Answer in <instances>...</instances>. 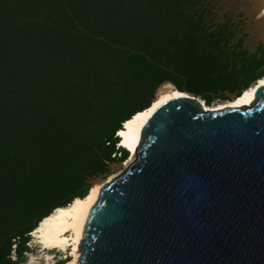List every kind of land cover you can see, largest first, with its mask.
I'll return each instance as SVG.
<instances>
[{"label":"rangeland","instance_id":"obj_1","mask_svg":"<svg viewBox=\"0 0 264 264\" xmlns=\"http://www.w3.org/2000/svg\"><path fill=\"white\" fill-rule=\"evenodd\" d=\"M132 3L131 7L119 6L115 20L108 17V3L103 1L81 20L73 17L65 3L50 7L42 16L47 34L37 33L29 42L14 43L2 55L5 61H13L16 78L11 94L5 89L6 77L0 78V156L7 160L0 167V248L21 229L25 190L20 184L25 179L48 188L60 178L79 177L86 188L106 183L125 168L124 153L117 152L111 156L114 162L105 163L104 174H89L88 152L97 142L99 118L95 110L84 108V102L94 107L93 97L110 75L108 70L113 72L115 62L133 51L134 34L135 40L147 31L169 34L177 30L178 36L191 35L199 51L211 56L207 70L211 80L202 85L210 100L208 106L232 100L257 73V64L264 58L263 0H179L180 6L172 11L173 21H168L172 12L158 14L154 9L157 26L151 10ZM64 15L66 19L59 21ZM230 80L234 84L221 89ZM171 88H175L172 83L164 82L151 100ZM60 128L68 130L63 140L57 138ZM51 142L58 143V148L44 149L43 145L48 147ZM25 245L21 264L46 263L38 258L39 250L30 234ZM14 249L12 246L11 261L17 259ZM55 252V264H63ZM30 255L38 259L29 262Z\"/></svg>","mask_w":264,"mask_h":264},{"label":"water","instance_id":"obj_2","mask_svg":"<svg viewBox=\"0 0 264 264\" xmlns=\"http://www.w3.org/2000/svg\"><path fill=\"white\" fill-rule=\"evenodd\" d=\"M79 253L76 264H264V86L247 107L206 111L187 95L154 111Z\"/></svg>","mask_w":264,"mask_h":264},{"label":"trees","instance_id":"obj_3","mask_svg":"<svg viewBox=\"0 0 264 264\" xmlns=\"http://www.w3.org/2000/svg\"><path fill=\"white\" fill-rule=\"evenodd\" d=\"M99 1L108 3V17L113 20L118 18L119 6L122 8L131 7L132 2L135 1V4L146 6L151 10L156 26L158 17L153 14L154 9L158 14H162L172 12L180 6L179 0H0V78H2L1 75L6 77L8 85L5 86V89L9 88L10 94L13 92L11 84L16 76L13 61L10 59L5 61L2 55H5L7 48L11 49L14 43L29 42L37 33L47 34L48 26L42 16L49 12L48 8H56L65 3L70 7L73 17L81 20ZM66 16L64 15L58 20L66 19ZM39 18L43 19V22H40ZM173 19L174 13L172 12L168 21H173ZM54 37L58 38V35H54ZM131 39L133 51L127 52L122 61L115 62L114 73L108 70L110 75L103 81L98 95L93 97L94 107H90L88 103L84 102V108L95 110L96 116L99 118L95 129L97 142L94 145L95 148H89L88 152V169L92 176L102 175L106 172L105 163L115 161L111 157L113 154L122 152L124 153L122 160L127 158L126 151L116 149L118 143V138L115 137L116 132L135 113L149 107L153 101L151 98L154 91L164 82L172 83L175 89L180 92L202 97L206 105L210 103L203 86L211 80L207 71L211 56L206 57L204 51H199L198 44L191 35L178 36L177 30L169 34L147 31L143 32L137 40H135V34ZM231 60L233 59L231 58ZM226 64L229 65V62ZM263 66L264 58L257 64V73L248 79L233 98L238 97L251 83L264 76ZM233 84L234 82L231 80L230 82L226 81L221 89L227 88L226 85ZM23 100L28 99L26 97ZM66 131L68 130L63 128L56 131L58 140H63ZM47 144L48 147L44 146L46 144L43 145L44 149L50 148L55 151L58 148V143ZM5 163H7L6 157L1 155L0 167ZM29 179H25L20 184L25 190L22 202L23 213H21L19 225L21 229L3 241L0 248V264H21L22 254L27 251L25 244L28 242L29 234L39 222L49 216L54 209L66 207L75 198H84L91 187L83 188L79 177L60 178L48 188L42 187V184L29 182ZM27 190L28 195L26 194ZM32 218L34 220L30 223ZM2 230L3 228H0V232ZM12 246H15L14 250L17 254V259L14 261L10 259Z\"/></svg>","mask_w":264,"mask_h":264},{"label":"bare ground","instance_id":"obj_4","mask_svg":"<svg viewBox=\"0 0 264 264\" xmlns=\"http://www.w3.org/2000/svg\"><path fill=\"white\" fill-rule=\"evenodd\" d=\"M262 10L264 14V0ZM259 86H264V76L243 90L238 97L223 104L208 106L204 104L203 100H200L206 111H219L230 107H247L254 98V93ZM187 95L189 94L180 92L175 88L162 91L157 94L148 108L135 113L130 120L122 124V128L118 132L124 131L130 133L128 137L117 135L119 138L118 142L120 143L119 147L128 154L123 165L124 167H128L135 160L141 130L154 111L168 101ZM125 124L129 125L128 128L124 127ZM115 177L117 176H111L106 183L110 182ZM104 184L94 183L88 189L84 198H75L66 207L54 209L52 213L43 218L37 227L30 233L35 247L39 250L38 258L44 260V262H46L45 264L56 263V256L52 253L54 251L60 255L58 259L63 261V264L77 263L76 260L80 257L79 244L83 225ZM38 258L30 255L29 262L35 261Z\"/></svg>","mask_w":264,"mask_h":264},{"label":"snow or ice","instance_id":"obj_5","mask_svg":"<svg viewBox=\"0 0 264 264\" xmlns=\"http://www.w3.org/2000/svg\"><path fill=\"white\" fill-rule=\"evenodd\" d=\"M129 123H131V122H129ZM128 126H129L128 124H125V125H124L125 128H128ZM117 134H118L119 136H121V137H128V136L130 135V133H127V132H124V131H120V132H118ZM128 146H130V145H128ZM58 211H59V210H58Z\"/></svg>","mask_w":264,"mask_h":264},{"label":"built area","instance_id":"obj_6","mask_svg":"<svg viewBox=\"0 0 264 264\" xmlns=\"http://www.w3.org/2000/svg\"><path fill=\"white\" fill-rule=\"evenodd\" d=\"M117 133H118V132H116L115 137H117V135H118ZM117 138H118V137H117ZM118 141H119V138H118ZM119 144H120L119 142L116 144V149H122V148L119 147ZM122 150H123V149H122Z\"/></svg>","mask_w":264,"mask_h":264}]
</instances>
